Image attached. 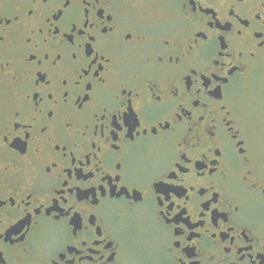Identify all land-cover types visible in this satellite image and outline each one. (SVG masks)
<instances>
[{"label":"flooded vegetation","instance_id":"obj_1","mask_svg":"<svg viewBox=\"0 0 264 264\" xmlns=\"http://www.w3.org/2000/svg\"><path fill=\"white\" fill-rule=\"evenodd\" d=\"M135 251L264 264V0H0V264Z\"/></svg>","mask_w":264,"mask_h":264},{"label":"rangeland","instance_id":"obj_2","mask_svg":"<svg viewBox=\"0 0 264 264\" xmlns=\"http://www.w3.org/2000/svg\"><path fill=\"white\" fill-rule=\"evenodd\" d=\"M133 261H132V263H130V264H146V262L144 261V259H142V261H140L139 260V255H138V252L137 251H135V254H134V256H133Z\"/></svg>","mask_w":264,"mask_h":264},{"label":"snow or ice","instance_id":"obj_3","mask_svg":"<svg viewBox=\"0 0 264 264\" xmlns=\"http://www.w3.org/2000/svg\"><path fill=\"white\" fill-rule=\"evenodd\" d=\"M45 2H47V0H45ZM34 57V56H33ZM35 58V57H34ZM99 73H97V75H98ZM67 83V81H65V84ZM88 87H89V90H91V83H89V85H88ZM91 97H89V99H90ZM81 107H82V105H81ZM53 115H54V113H52ZM45 131H47V128L45 127V129H44ZM20 148H21V150H23V148H24V146L23 145H21L20 146ZM175 171V170H174ZM167 191H172V190H167Z\"/></svg>","mask_w":264,"mask_h":264}]
</instances>
